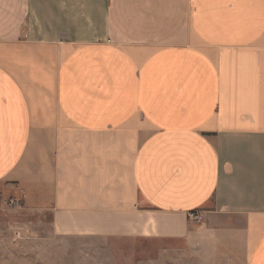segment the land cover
Here are the masks:
<instances>
[{"label":"crops","instance_id":"0c3cea01","mask_svg":"<svg viewBox=\"0 0 264 264\" xmlns=\"http://www.w3.org/2000/svg\"><path fill=\"white\" fill-rule=\"evenodd\" d=\"M0 188L264 264V0H0Z\"/></svg>","mask_w":264,"mask_h":264},{"label":"rangeland","instance_id":"374dc122","mask_svg":"<svg viewBox=\"0 0 264 264\" xmlns=\"http://www.w3.org/2000/svg\"><path fill=\"white\" fill-rule=\"evenodd\" d=\"M239 246L204 252L187 241L61 237L50 213L29 211L16 189L0 188V264H243Z\"/></svg>","mask_w":264,"mask_h":264},{"label":"built area","instance_id":"2783aa9c","mask_svg":"<svg viewBox=\"0 0 264 264\" xmlns=\"http://www.w3.org/2000/svg\"><path fill=\"white\" fill-rule=\"evenodd\" d=\"M191 217L193 219L197 220L198 222L201 221V219H202V216L200 214H193Z\"/></svg>","mask_w":264,"mask_h":264}]
</instances>
